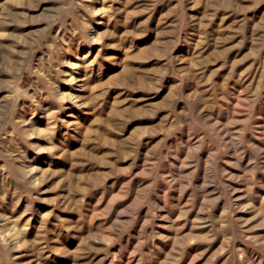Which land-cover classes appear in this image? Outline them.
<instances>
[{
	"label": "rangeland",
	"instance_id": "1",
	"mask_svg": "<svg viewBox=\"0 0 264 264\" xmlns=\"http://www.w3.org/2000/svg\"><path fill=\"white\" fill-rule=\"evenodd\" d=\"M0 264H264V0H0Z\"/></svg>",
	"mask_w": 264,
	"mask_h": 264
}]
</instances>
